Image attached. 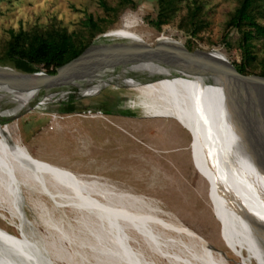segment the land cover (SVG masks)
<instances>
[{
	"label": "rangeland",
	"instance_id": "obj_1",
	"mask_svg": "<svg viewBox=\"0 0 264 264\" xmlns=\"http://www.w3.org/2000/svg\"><path fill=\"white\" fill-rule=\"evenodd\" d=\"M100 1L0 0V56L9 39V30L61 27L67 32L79 31L84 28L82 21L89 15L94 19L106 15ZM105 1L115 5L117 0ZM196 1L202 4L209 24L195 37L177 28L180 16L185 14L184 2L169 23L163 24L160 31L155 29L148 20L155 18L157 0H137L136 7L123 8L104 33L131 35L150 44L157 38L173 39L192 49L215 50L230 62L240 63V34L227 26L239 0ZM260 22L264 23V18ZM102 34H97L92 42L100 41ZM253 43L258 64L255 73H258L261 68L258 62L264 61V39L256 38ZM3 66L13 68L10 62ZM106 78L107 84L94 94H88L87 90L95 82L88 87L65 88L49 99H31L15 115L0 117V123L4 124L0 125V140L6 129L10 133V147L30 156L34 164L74 178L107 184L121 193L142 199L144 208L176 222L192 237L220 252L226 264H264L263 257L242 247L223 211L194 135L179 120L149 117L139 93L124 81L126 76L110 71ZM15 107L8 99L0 102L1 110ZM25 177L20 171L15 172L0 163V189L6 194L10 187L17 193H26L23 211L36 239L56 252L57 263L41 255L35 264H95L87 248L88 240L82 247L88 256L83 260V256L81 259L76 256L73 262L68 261L66 255L57 251L61 244L59 229L72 238L80 234L86 239L85 232L76 222L74 211L68 208L64 211L65 206L59 200L37 189L32 181L26 182ZM51 220L55 223L53 228L46 224ZM0 227L19 237L16 220L2 201ZM129 233L134 248L142 247L146 255L151 254L146 246L139 247L141 242L133 231ZM62 244L69 249L70 246L75 248L67 242ZM0 254L4 253L0 250ZM155 258L157 264H170Z\"/></svg>",
	"mask_w": 264,
	"mask_h": 264
},
{
	"label": "bare ground",
	"instance_id": "obj_2",
	"mask_svg": "<svg viewBox=\"0 0 264 264\" xmlns=\"http://www.w3.org/2000/svg\"><path fill=\"white\" fill-rule=\"evenodd\" d=\"M106 34L111 40H141L115 32ZM148 69L156 71L153 67ZM125 82L139 93L149 117L174 118L194 135L223 211L242 247L264 259V113L261 111L255 123L251 119L245 122L242 137L249 142L243 144L232 115V108L238 107V103L223 85L205 82L199 77L163 78L143 84L126 78ZM100 83L98 80L87 93L99 91ZM2 89L0 86V91ZM30 95L15 94L16 107L0 109V117L20 112L29 104ZM9 140L10 133L5 129L0 140V163L15 172L20 171L26 176V182L32 181L37 189L59 200L65 206L64 211L68 208L77 215L76 222L81 225L86 239L80 234L72 238L60 229L57 233L61 244L75 245L69 249L60 244L57 250L66 255L68 261L73 262L76 256L80 259L83 256L82 260L88 257L82 249L88 240L87 248L95 264H157L155 257L170 264H226L220 252L192 237L176 222L144 208L142 199L121 193L107 184L44 169L21 150L11 148ZM25 194L17 193L12 187L8 194L0 189V201L6 203L16 220L19 235L15 237L0 227V250L4 253L0 254V264H35L41 255L56 262V252L36 239L32 224L24 214L23 202L28 197ZM46 222L50 228L55 225L53 220ZM129 231L136 234L141 242L139 247L146 246L151 254L146 255L142 247H133Z\"/></svg>",
	"mask_w": 264,
	"mask_h": 264
},
{
	"label": "water",
	"instance_id": "obj_3",
	"mask_svg": "<svg viewBox=\"0 0 264 264\" xmlns=\"http://www.w3.org/2000/svg\"><path fill=\"white\" fill-rule=\"evenodd\" d=\"M106 33L100 36V41L89 44L52 74L21 72L0 65V86L3 87L0 102L8 99L16 106L15 94L30 93V100L37 97L45 100L62 89L88 87L98 80L101 88L107 84V72L117 71L139 83L163 78L199 77L205 82L223 85L238 103V107L232 108V115L241 137L247 125L245 122L251 119L255 123L261 117V111L264 113V76L239 72L232 62L215 50H189L173 39L157 38L153 44L141 40H111L106 38ZM149 67L156 71H148ZM243 140V144L249 142L246 138Z\"/></svg>",
	"mask_w": 264,
	"mask_h": 264
},
{
	"label": "trees",
	"instance_id": "obj_4",
	"mask_svg": "<svg viewBox=\"0 0 264 264\" xmlns=\"http://www.w3.org/2000/svg\"><path fill=\"white\" fill-rule=\"evenodd\" d=\"M185 3V14L180 16L177 28L190 37L197 36L209 24L202 4L196 0H157V12L154 19L148 22L158 31L163 24L169 23L179 10V5ZM106 15L98 19L82 21L84 26L79 31L67 32L65 28L33 27L30 30H9V39L0 56V64L10 62L12 67L21 72L55 73L57 67L79 55L97 34L104 33L108 25H112L120 10L126 7L134 8L137 0H117L115 5H109L105 0L99 2ZM2 12L0 10V16ZM264 0H239L238 7L231 14L227 26L235 28L239 34L238 47L241 62L232 64L243 74H258L264 76V61H259L261 68L258 73L256 56L253 54L256 38L264 39ZM227 33L224 35L226 38ZM193 50L189 45H184Z\"/></svg>",
	"mask_w": 264,
	"mask_h": 264
},
{
	"label": "crops",
	"instance_id": "obj_5",
	"mask_svg": "<svg viewBox=\"0 0 264 264\" xmlns=\"http://www.w3.org/2000/svg\"><path fill=\"white\" fill-rule=\"evenodd\" d=\"M43 161H45V160H43ZM48 162V161H47ZM51 163V162H50ZM52 164H55V163H52ZM56 165H58V164H56Z\"/></svg>",
	"mask_w": 264,
	"mask_h": 264
}]
</instances>
